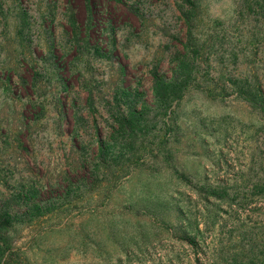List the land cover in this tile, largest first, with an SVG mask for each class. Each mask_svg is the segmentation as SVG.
Instances as JSON below:
<instances>
[{"label": "rangeland", "instance_id": "rangeland-1", "mask_svg": "<svg viewBox=\"0 0 264 264\" xmlns=\"http://www.w3.org/2000/svg\"><path fill=\"white\" fill-rule=\"evenodd\" d=\"M126 2L139 14L115 5L117 19L106 0H94L92 19L86 0H0V199L55 202L11 229L14 264H193L185 218L213 243L264 223L263 203L235 212L213 199L205 210L198 196L250 186L264 114L231 86L216 97L190 87L160 121L153 71L170 74L187 27L177 0ZM201 2L203 36L221 21L264 59V17L245 0ZM231 70L244 75L246 65ZM118 100L128 117L131 100L151 110L136 140L117 130ZM110 140L121 161L105 179L99 148Z\"/></svg>", "mask_w": 264, "mask_h": 264}, {"label": "trees", "instance_id": "trees-1", "mask_svg": "<svg viewBox=\"0 0 264 264\" xmlns=\"http://www.w3.org/2000/svg\"><path fill=\"white\" fill-rule=\"evenodd\" d=\"M89 19L96 17L94 0H86ZM109 9L115 13V5H118L133 14H139L138 9L126 0H106ZM181 16L187 27L186 39L182 41L183 50L176 54L173 59L170 74L153 71V101L160 113H164V118L160 119L164 124L170 122L174 110L172 105L179 101L184 92L190 87L198 88L207 92L209 96L216 97L220 91L229 86L233 87L240 98L247 101L252 108L264 114V86L258 62H264L260 55L259 48L249 47V42L244 38V34L235 35L234 31L226 28L223 22L203 36L198 30L199 21L202 16L203 5L201 0H177ZM246 9L264 17V0H245ZM116 18H113L114 20ZM111 26L112 23H106ZM236 28V27H235ZM246 65L244 75L235 76L231 68ZM219 95V94H218ZM138 96H140L138 94ZM136 98V97H135ZM146 101V100H145ZM142 102L139 108L132 104L129 106V117L126 116L122 105L117 101L115 119L118 122V131H125L133 140L138 137V129L135 124L140 125L148 120L151 113L150 108ZM168 117V118H167ZM140 132L143 131L140 128ZM147 136V132L144 133ZM129 139L130 146L135 145ZM112 140L108 144L101 143L99 148V164L105 169V179H108L115 165L121 161L118 159L117 151ZM255 150V149H254ZM258 153H253L254 157H259L261 163L260 171L250 180V186L246 189L231 190L227 186L217 185L209 188H202L198 191V196L202 201L203 209L207 210L213 199L234 208L235 212L241 211L242 205L255 203L264 204V142L256 145ZM115 154V155H114ZM263 160V162H262ZM257 162L253 161V165ZM263 163V164H262ZM21 199L22 203L17 206L13 200ZM38 199V200H36ZM18 201V200H17ZM263 201V202H259ZM17 206V207H16ZM55 208V202L51 198L41 199L27 194L9 196L0 199V264H14L13 250L14 243L11 236V229L16 222H25V218L30 217V221L37 216L50 213ZM250 213V212H249ZM29 221V222H30ZM185 227L182 240L196 249V261L193 264H264V223L256 222L259 227L256 229L243 224L233 239L227 243L217 240L213 243L202 235V229L198 225L196 228L190 226L189 218L184 221ZM232 241L236 244L229 246ZM214 244V247H212ZM228 253V256L225 253ZM214 253V254H212Z\"/></svg>", "mask_w": 264, "mask_h": 264}]
</instances>
